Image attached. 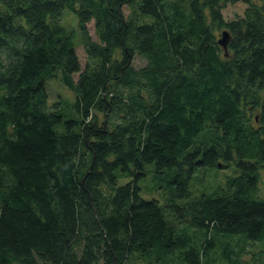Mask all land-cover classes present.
<instances>
[{"label":"trees","instance_id":"1","mask_svg":"<svg viewBox=\"0 0 264 264\" xmlns=\"http://www.w3.org/2000/svg\"><path fill=\"white\" fill-rule=\"evenodd\" d=\"M262 173L264 0H0V264H262Z\"/></svg>","mask_w":264,"mask_h":264},{"label":"rangeland","instance_id":"2","mask_svg":"<svg viewBox=\"0 0 264 264\" xmlns=\"http://www.w3.org/2000/svg\"><path fill=\"white\" fill-rule=\"evenodd\" d=\"M245 7H246L245 4H243L241 2H237L235 4H227L224 7V9L222 10V14H223L224 19L232 20L235 17L242 15ZM123 13L125 15L128 14V8L125 7L123 9ZM67 14H69V12L66 11L65 16H64L65 24L68 25L69 27L70 26L71 27L76 26L75 17L71 18V17L67 16ZM88 29H89V33H90L91 37L95 40L96 37H95V35L93 33L92 23L88 25ZM76 54H77V56L79 58V62L81 64V66L83 67L85 65V54H84V50H83L82 46H78L76 48ZM143 64H144V61L140 60L139 58H136L134 60V62H133V65L135 67L142 66ZM49 89L53 93V95H56L57 93H60V94H62L65 97H67V96L70 97V94L67 91H65L63 89V87L57 81L49 82ZM223 173H224V169L218 172L219 175H222ZM261 189H262V191H264V174L263 173H262ZM248 251L258 252L256 250V248H249ZM250 253L251 252H246L245 254L242 255V261H243L244 264L250 263L251 258H252ZM260 261H261L262 264H264V254L262 255ZM254 263H256V262H254Z\"/></svg>","mask_w":264,"mask_h":264},{"label":"water","instance_id":"3","mask_svg":"<svg viewBox=\"0 0 264 264\" xmlns=\"http://www.w3.org/2000/svg\"><path fill=\"white\" fill-rule=\"evenodd\" d=\"M226 39H227V33L226 31L222 32L221 38L219 39L218 43L225 49L226 48Z\"/></svg>","mask_w":264,"mask_h":264}]
</instances>
